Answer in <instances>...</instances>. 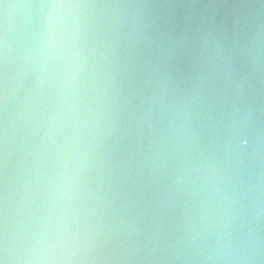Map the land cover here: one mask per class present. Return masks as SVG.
Masks as SVG:
<instances>
[{"label": "water", "instance_id": "1", "mask_svg": "<svg viewBox=\"0 0 264 264\" xmlns=\"http://www.w3.org/2000/svg\"><path fill=\"white\" fill-rule=\"evenodd\" d=\"M0 264H264V0H0Z\"/></svg>", "mask_w": 264, "mask_h": 264}, {"label": "clouds", "instance_id": "2", "mask_svg": "<svg viewBox=\"0 0 264 264\" xmlns=\"http://www.w3.org/2000/svg\"><path fill=\"white\" fill-rule=\"evenodd\" d=\"M3 7H4L5 14L7 15L9 9H10L12 6H11V5H8V4H4ZM241 127H242V124L239 123V122L235 125V133H236L237 135H239L240 130H241ZM240 143H241V145H246V144H247V140H245V139H240Z\"/></svg>", "mask_w": 264, "mask_h": 264}]
</instances>
